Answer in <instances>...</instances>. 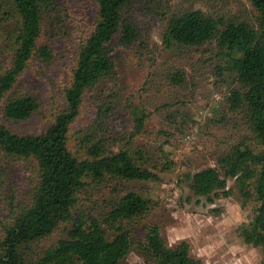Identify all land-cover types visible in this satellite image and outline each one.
I'll use <instances>...</instances> for the list:
<instances>
[{"label": "trees", "instance_id": "obj_1", "mask_svg": "<svg viewBox=\"0 0 264 264\" xmlns=\"http://www.w3.org/2000/svg\"><path fill=\"white\" fill-rule=\"evenodd\" d=\"M158 1L96 0L97 20L78 45L70 80L63 87L64 110L52 115V123L44 131L23 134L7 123L26 122L39 115L42 103L30 95L15 96L13 90L33 62L51 64L54 60L50 47L39 41L44 21L59 17L61 5L57 0H0V44L10 57L8 65L0 63V152L11 161L33 163L37 175L30 203L16 205L13 196L8 199L10 218L2 225L0 264H123L133 248L142 250L155 264H204L191 256L188 243L171 247L156 225L148 227L141 240L126 229V223L141 222L154 208L150 199L136 192L111 199L104 225L81 207L92 189L110 181L157 179L147 168L145 147L130 149L127 145L112 151L97 135L94 126L102 121V108H98L93 129L73 134L72 127L81 115L87 92L116 75L111 43L119 35V44L130 47L140 38L129 10L142 3L148 12ZM247 1L252 20L235 15L212 17L200 10L177 14L168 20L162 43L172 50L215 41L220 74H232L240 84L227 104L242 114L252 141L262 149L256 153L248 143H233L219 164L225 177L237 181L246 199L254 193L259 205L252 221L239 232L246 244L264 253V0ZM167 80L181 86L185 70L171 68ZM127 111L133 123L131 144L144 133L150 113L141 104H129ZM71 142L76 143L75 148ZM190 189L194 196L209 201L218 190L229 196L227 181L214 168L193 175Z\"/></svg>", "mask_w": 264, "mask_h": 264}, {"label": "rangeland", "instance_id": "obj_2", "mask_svg": "<svg viewBox=\"0 0 264 264\" xmlns=\"http://www.w3.org/2000/svg\"><path fill=\"white\" fill-rule=\"evenodd\" d=\"M57 1L61 5L60 16L44 21L39 41L50 47L54 60L51 64L33 62L13 90L15 96L30 95L42 103L39 115L26 122L7 123L18 133L42 132L52 123V115L64 110L61 94L70 80L76 50L97 20L96 0ZM158 2L148 12L142 3L129 10L140 38L130 47L119 44V35L111 43L116 75L103 79L87 92L81 115L72 127L73 134L93 129L98 108H102V121L94 126L97 135L108 142L112 151L127 145L130 149L145 147L147 168L157 179L110 181L91 190V196L81 204L82 210L104 225L111 199L136 192L154 204L144 220L125 224L136 239H143L146 229L156 225L171 247L188 243L191 256L204 264H260L263 250L246 244L239 232L242 225L252 221L259 204L254 193L246 199L237 181L225 177L219 164V158L233 143H248L256 153L262 149L252 141L242 114L227 104L230 93L240 89V84L234 75L220 74L215 41L172 50L165 49L162 43L168 20L177 14L200 10L212 17L235 15L252 20L251 6L247 0ZM2 62L8 65L10 57L0 44ZM173 67L185 70L181 86L175 87L167 80ZM129 104H141L150 113L144 133L131 144ZM75 145L71 142L72 148ZM208 168L218 170L227 181L229 196L223 190H218L212 201L193 195L192 176ZM36 176L33 163L11 161L0 152V237L3 223L10 218L9 197L15 198L16 205L30 203ZM123 264L155 263L142 250L133 248Z\"/></svg>", "mask_w": 264, "mask_h": 264}]
</instances>
